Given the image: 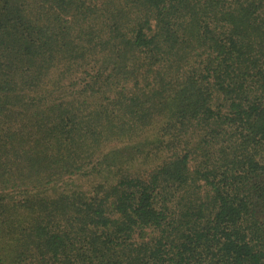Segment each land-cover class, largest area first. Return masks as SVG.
I'll return each mask as SVG.
<instances>
[{
	"label": "trees",
	"instance_id": "1",
	"mask_svg": "<svg viewBox=\"0 0 264 264\" xmlns=\"http://www.w3.org/2000/svg\"><path fill=\"white\" fill-rule=\"evenodd\" d=\"M0 264H264V0H0Z\"/></svg>",
	"mask_w": 264,
	"mask_h": 264
}]
</instances>
